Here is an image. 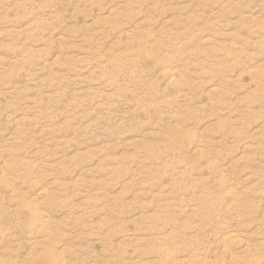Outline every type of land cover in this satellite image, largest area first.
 Masks as SVG:
<instances>
[{"label": "rangeland", "instance_id": "obj_1", "mask_svg": "<svg viewBox=\"0 0 264 264\" xmlns=\"http://www.w3.org/2000/svg\"><path fill=\"white\" fill-rule=\"evenodd\" d=\"M0 264H264V0H0Z\"/></svg>", "mask_w": 264, "mask_h": 264}]
</instances>
